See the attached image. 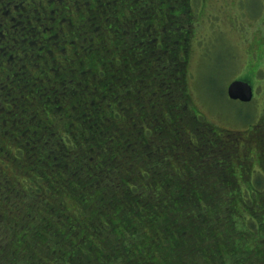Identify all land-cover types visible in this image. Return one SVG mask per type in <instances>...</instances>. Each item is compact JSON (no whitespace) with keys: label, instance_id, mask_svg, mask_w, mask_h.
<instances>
[{"label":"trees","instance_id":"1","mask_svg":"<svg viewBox=\"0 0 264 264\" xmlns=\"http://www.w3.org/2000/svg\"><path fill=\"white\" fill-rule=\"evenodd\" d=\"M97 2L99 5V0ZM117 3L119 5L116 12L120 16L116 20L119 22L123 13L129 9L130 3L125 0H119ZM93 4L94 0H89L92 9ZM144 15L146 13L141 14ZM148 25L146 31L154 28V23ZM93 30L94 27V36L90 37V32L86 35L91 42L95 37ZM163 30L164 27H160L159 32L162 33ZM158 42L157 38L149 40V48L145 51L147 54L137 60L140 64L139 77L143 79L146 74V69L143 68L145 59L157 57V85L166 92L165 104L170 111L175 106L180 114H187L190 98L187 96L182 101L180 98L178 101L174 99V94L182 87L184 76L181 75V82L176 86L169 87L167 84L180 66L173 65L172 62L169 65L167 59L153 48ZM140 44L142 43L140 42L139 46ZM109 49L120 50L124 60L121 48H115L113 45ZM149 50L155 52L149 54ZM87 51L90 55L95 53L100 57L98 59L102 70L97 71L94 68L96 64L92 63L87 68H78L76 74L66 83L52 81L50 84L46 80L47 72L37 74L32 70L36 63H27L25 71L37 79V84L25 88L24 80L16 79L15 83L19 85L16 90L19 101L27 102L26 104L29 102L33 106H50L42 111L45 119L58 121L61 115L73 112L78 123L89 131V136L84 141L90 144L95 142L96 124L101 125L104 118L101 116L114 113L118 104L114 108L111 102H107L111 100L108 98L109 94L115 91L112 84L105 80H96L104 69L107 70L109 65L116 63L115 56H110L109 61L105 59L104 63L100 53L94 48ZM88 89L93 96L81 97L80 92ZM171 89L173 93L170 95ZM194 112L192 114L196 116L190 120L193 128L197 125L218 131L205 117L199 116L196 110ZM5 114L6 112H3L0 116ZM11 115L17 117L19 114L13 111ZM21 115L26 120L23 121L26 126L21 128L22 135L25 133L22 142L21 138L17 140L16 137H8L0 142V186H10L8 183L11 180L3 170L11 166H15L23 178L13 183L17 190L11 192L13 196H9V192L0 191V222H3L0 231V264H210V261L203 258L199 248L197 249L198 243H209L213 246L215 264H264V131L258 130L264 123L252 130L248 142L242 144V147L246 148V153L242 150L243 155L241 151L238 152L243 139L239 136L229 137L233 148L230 149L238 154L234 157L236 163H239L241 158L253 161L255 152L252 156L250 145L256 144L262 169L260 176L250 175L251 180H247L244 185H238L236 189L232 184L233 174L237 171L246 174L252 169L238 170L230 158V162H227L229 153L225 155L221 147H218L217 151L216 148H209L208 142L203 139L199 148L206 150L207 154L203 151L201 155L189 158L188 165L196 168L193 172L189 170L185 174H178L173 166L168 169L169 159L175 155L173 149L169 154H161L148 148L141 152L140 159L146 174L151 175H146L149 193L145 199L142 187L133 184L134 175L131 174V171L136 169L139 172L138 169L141 168L137 169L132 159L126 162L125 171L118 168L119 158L116 153L124 148L119 137H115L116 142L111 147L114 161L109 158L99 162L98 147L87 148L85 155L80 144L79 149L74 150L63 145V140L55 139V135L50 132L39 134L35 131L36 125H32V116L26 111ZM196 117L200 119L199 122ZM119 120L113 119L110 130L114 136V131H117L126 138L132 132V126L129 125L130 130L124 134L122 127L118 125ZM173 125L176 126V122L171 121L167 128H161L160 132L164 137L169 135L168 130ZM5 126L0 127V133L10 129ZM12 126L18 129L19 123ZM59 127L63 135L66 130L61 124ZM185 129L195 131L187 126ZM18 136L20 137L19 134ZM22 148L26 149L25 153L37 150L43 162L46 160L52 163L55 180L63 179L64 185L67 186L59 188L62 184L53 185V177L41 176L42 183H34L38 185L33 188L34 193L32 189L27 190L33 193L32 196L16 187L15 184H19L27 189L29 186L24 179L30 175L25 172V167L19 168L17 163L9 164L7 158L10 154L20 155ZM209 153L212 156H209ZM199 165L200 169L197 168ZM213 176L218 177L217 183L210 186ZM44 182L49 183L55 191L72 196L76 200V206L72 209L64 201L54 203V194L48 193ZM255 184L257 190H252L251 186ZM81 188H88L89 191H82ZM248 193L251 194V201L247 208L244 197L247 198ZM23 198H27L22 202L26 205L24 209H20L17 203ZM11 212L17 215L21 213L22 217L17 218L16 215L10 214ZM49 220H52V223H49ZM96 224L104 225L109 230L102 238H93L87 232H79L81 226L87 228ZM71 229H75L74 235L65 238Z\"/></svg>","mask_w":264,"mask_h":264},{"label":"rangeland","instance_id":"2","mask_svg":"<svg viewBox=\"0 0 264 264\" xmlns=\"http://www.w3.org/2000/svg\"><path fill=\"white\" fill-rule=\"evenodd\" d=\"M125 1L130 3V7L123 13L119 22L116 20L120 16L116 12L119 5L117 0H100L99 11L95 14L92 13L90 21L84 24L85 32H90V37L94 36L92 28L100 27L101 38L97 37L94 41L98 45L89 41L88 36L83 42L87 47L94 48L96 52L100 53L102 62L105 63V59L109 58L108 48L113 45L115 48H121L124 54L123 60L120 50H116L113 54L116 63L113 66L109 65L108 69H104L96 78L97 81L105 80L112 84V89L115 91L109 94L108 98L111 100H107V102H111L114 108L118 104V108L114 113H106L101 116L104 118L101 125L96 124L95 142L88 144L84 141L89 136V131L78 123L73 112L61 115L58 121H54L51 118L43 117L42 111L50 106H33L28 102L25 105V110L32 116V125L37 127L35 131L39 134L50 132L55 135V139L63 140V145L74 150H78V144H80L85 155H87V148L98 147L99 162L109 158L114 161V152L111 147L119 137L124 148L116 153L119 158L118 168L125 171L126 162L131 159L136 168H141H137L139 172L136 169L131 171V174L134 175L133 184L142 187L145 199L148 198L149 193L147 191L149 182L146 175H151L146 174L140 159L141 152L148 148L161 154H169V151L173 149L176 156L169 159L168 169L170 170V166H173L178 174H185L189 170L192 172L195 170L196 167L188 165L190 164L189 158L203 153L204 150L199 148L201 139H203L208 142L209 148H216L217 151L218 147H221L225 155L229 153L230 157L228 155L227 162H230L231 159L232 164L238 170L248 168L247 171H250L252 169L246 174H242L240 171L233 174L232 184L236 189H238V185H244L247 180H251L250 175L260 176L262 169L258 156L259 148L256 144L250 145L252 156L255 152L253 161L249 158H241L239 163H236L234 157H237L238 154L232 151L233 148L229 141L231 138L229 137L239 136L243 139L238 148V152L241 151L243 155L242 150L245 152L246 148L242 147V144L248 142L252 130L264 123V0ZM84 5L88 6L86 3H79L80 8H83ZM144 13L146 15L141 16ZM150 23H154V28L146 31L145 28ZM159 24H161L160 27H164L162 33L159 32ZM106 37L109 38L106 39ZM152 38L159 39L153 48L167 59L168 64L170 65L172 62L173 65L180 66L173 79L169 80L167 84L169 87L176 86L181 82V75L184 76L182 87L176 91L174 99L178 101L180 98L182 101L187 96L190 98L187 114H180L178 107L175 106L170 111L165 104L166 92L157 85V57L145 59L143 68L147 71L145 70L146 74L143 79L139 77L140 64L137 60L147 54L145 52L149 48L147 42ZM140 42L142 44L139 46ZM148 52L153 54L152 52L155 51L149 50ZM181 63L183 69H181ZM94 68L97 71L103 69L98 63L94 65ZM235 80H247L253 87L254 98L250 103L232 101L228 98V86ZM80 93L84 98L93 96L89 89L82 90ZM172 93L171 89L170 95ZM194 110L198 112L199 116L205 117L208 123L218 131L204 129L197 125H194L193 128L190 120L192 121L196 116V114H192L195 113ZM113 119H120L118 125L122 127L124 134L130 130L129 125L132 126V132L128 137H123L117 131H114L115 136L113 135L110 130ZM196 120L200 121L197 117ZM171 121L176 122V126L173 125L168 130L169 135L165 134L166 137H164L160 130L163 127L167 128ZM59 124L66 130L63 135ZM185 125L195 131L186 130ZM258 130L264 131V126ZM18 131L12 126L5 133H0V142L8 137L10 139L16 137L18 140ZM23 138L21 137V142ZM25 150L22 148L20 155L10 154L7 158L9 164L17 163L19 168L25 167V172L30 175L24 179L29 186L27 189L19 184H15L16 187L32 196L35 191L33 188L38 186L34 183L40 181L41 176L42 178L43 176L53 177V185L62 184L59 188L67 186L64 185L63 179L55 180L52 163L46 162V160L43 162L37 154V150H30L28 153H25ZM209 156L212 154L209 153ZM1 161L2 157L0 156V166L2 165ZM199 167L200 165L197 166L198 169H200ZM3 171L11 181L8 183L10 186L7 184L0 186V191L9 192L8 195L13 196V191H17L13 183H16L15 180L20 181L23 178L15 166ZM217 179V176H213V181H210L209 185H215ZM43 185L49 191L48 193L54 194V203L64 201L72 209L76 206V200L72 196L55 191L49 183L44 182ZM130 187L132 188V186ZM251 187L252 190H257L256 184ZM31 189L33 193L29 192ZM81 189L89 191L88 188ZM3 194L1 193V195ZM21 196L23 195L21 194ZM25 199L27 198L20 199V202L17 203L20 209H24L26 204L22 202ZM250 201L251 194L248 193L247 198L244 197L247 208ZM237 205L239 206L238 203ZM10 214L16 215L17 218L22 217L21 213L17 215L15 212H11ZM48 222L52 223V220ZM2 226L3 222L1 221L0 231ZM73 231L75 229L69 230L67 235H64L65 238L74 235ZM108 231L101 224L90 225L87 228L81 226L79 229V232H87L93 238H102ZM129 237L131 238V236ZM196 246L206 261L215 264L212 245L198 243Z\"/></svg>","mask_w":264,"mask_h":264},{"label":"flooded vegetation","instance_id":"3","mask_svg":"<svg viewBox=\"0 0 264 264\" xmlns=\"http://www.w3.org/2000/svg\"><path fill=\"white\" fill-rule=\"evenodd\" d=\"M97 1L92 9L89 0H0V114L6 112L0 116L1 128L14 123H19V130L26 126L21 115L26 102L16 97L19 85L15 80H24L25 88L37 84V79L25 71L27 63H36L32 70L37 74L47 72L50 84L66 83L78 68L100 64V57L93 51L95 55H90V48L83 42L89 33L85 32V22L101 7ZM80 2L88 6L80 8ZM93 32L95 43L97 37L101 38L100 27H94ZM115 51L109 49V57ZM13 111L19 115L12 116ZM18 134L19 139L23 137L22 130Z\"/></svg>","mask_w":264,"mask_h":264},{"label":"water","instance_id":"4","mask_svg":"<svg viewBox=\"0 0 264 264\" xmlns=\"http://www.w3.org/2000/svg\"><path fill=\"white\" fill-rule=\"evenodd\" d=\"M227 95L232 101L250 103L254 98V89L248 81L235 80L228 86Z\"/></svg>","mask_w":264,"mask_h":264}]
</instances>
